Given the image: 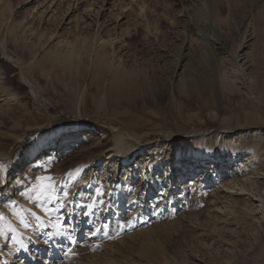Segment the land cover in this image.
<instances>
[{
	"label": "rangeland",
	"instance_id": "rangeland-1",
	"mask_svg": "<svg viewBox=\"0 0 264 264\" xmlns=\"http://www.w3.org/2000/svg\"><path fill=\"white\" fill-rule=\"evenodd\" d=\"M229 4L0 0V264H264V21Z\"/></svg>",
	"mask_w": 264,
	"mask_h": 264
},
{
	"label": "bare ground",
	"instance_id": "bare-ground-1",
	"mask_svg": "<svg viewBox=\"0 0 264 264\" xmlns=\"http://www.w3.org/2000/svg\"><path fill=\"white\" fill-rule=\"evenodd\" d=\"M231 5H233L234 6V8L236 7H239V11L240 12H242L244 15H243V17L244 18H246L247 16L248 17H253V21H255V24L257 23L258 24V22H259V20H262V21H264V12H262L261 11V9H260V17L258 18V17H256V15L255 14H253L252 13V11L255 9V8H257V6H258V0H231ZM230 4H229V7L231 6ZM233 8V7H232ZM217 8H215V7H212V10H213V12L211 11V13H212V16L211 17H214L215 18V15H216V17H217V14L219 13V11H218V13L216 12L217 10H216ZM208 13H209V11H208ZM210 14V13H209ZM220 14V13H219ZM214 15V16H213ZM210 17V16H209ZM219 18V17H218ZM214 19L213 20V22H214V24H215V22L217 21L218 23L220 22L221 24H223L224 23V25H226V23L228 22L227 20L228 19H226V18H220V19ZM216 20V21H215ZM212 22V23H213ZM214 24H212V25H214ZM216 25H217V23H216ZM219 25V24H218ZM223 26V25H222ZM220 27V26H219ZM213 31H214V29H213ZM262 32V31H261ZM234 33H236V31H234ZM221 37V36H220ZM234 37L235 36H231V38L230 39H234ZM230 39H227V38H218V40L216 39V41H215V44H216V48H217V52L218 53H224L225 51H226V46L228 45V42H229V40ZM99 45H104L105 44V40H100L99 41V43H98ZM1 50H2V52H3V56L4 57H6V59H10L11 60V58H10V56L5 52V50H4V47L3 46H1ZM205 50V49H204ZM231 50L233 51V53L235 52L232 48H231ZM1 52V53H2ZM226 53V52H225ZM232 53V54H233ZM235 57V56H234ZM20 72L22 73V75H23V73H24V70L21 68V70H20ZM132 72V71H131ZM131 72H124V73H121V77H120V80H118V81H115V85H116V87L119 85V87H120V89L121 90H123L125 93L126 92H129L130 93V89H128V86H134L135 84H136V80L133 78V72H132V74H130ZM136 76H138V73H137V75ZM26 77L24 76L23 77V80L25 81V82H28V80H26L25 79ZM207 78H209V79H206V80H204L205 82H203V84H205V85H209V87H211V80H210V78H212V75L211 74H207ZM143 82H145V81H143ZM140 83V82H139ZM141 84H142V82H141ZM30 90H35V88L33 87V85H31L30 84ZM37 90V89H36ZM133 91V90H132ZM127 143V142H126ZM122 146H123V144L120 146V148H122ZM98 148H100L99 146H98ZM137 148H139V149H142L141 148V146L140 147H137ZM135 149V151H137L138 149ZM166 147H165V143L164 144H161V145H157V146H154L153 145V147H149L148 148V146H146V147H144L143 149H147V153L146 154H148V152H151V151H156L157 150V152L158 151H160V150H164ZM96 150V149H95ZM133 154H135V153H133ZM145 154V155H146ZM134 155H131V156H129L128 155V158L127 159H125V160H130V159H132V157H133ZM190 160L188 161V164H187V166H192V162H195V161H199L200 160V158H199V156L197 157L195 154H191L190 155V158H189ZM133 161V160H132ZM131 161V162H132ZM142 161H144L143 162V164L145 165V164H147V163H149V161L147 160V157H143V160ZM142 161H141V163H142ZM194 164V163H193ZM195 171H198V170H195ZM195 171H194V169H189L188 171H187V175H190L191 173H195ZM192 175V174H191ZM195 175V174H194ZM193 178H191V180H192ZM252 181V180H251ZM255 182V181H254ZM191 183H193V182H191ZM252 184H253V182H251ZM116 185V184H115ZM115 192L113 193V196H112V199L113 200H115V201H117V202H120L121 203V201L123 200V198L121 197L122 196V194H120V192L122 191V187H120V186H115ZM124 195V194H123ZM126 195V194H125ZM111 203V202H110ZM233 203V202H232ZM232 207V206H231ZM91 209V204L88 206V208L86 209V210H90ZM232 210H233V207H232ZM87 211V212H88ZM244 212V211H243ZM230 213H232V211H230ZM249 215V214H248ZM242 216V215H241ZM243 218H244V216H242ZM89 218V217H88ZM84 223H86V222H84ZM90 224V221L88 222V225ZM87 225V227H89ZM90 234H91V232H89ZM88 233V234H89ZM92 233H93V231H92ZM258 233V232H257ZM18 236V235H17ZM258 236H259V233H258V235H255V237H257V239H260L261 240V238H258ZM17 238H19V237H17ZM21 239H18V243L23 247V249H24V251L25 252H27V250H26V248H25V246L23 245V243H22V241H20ZM259 240V241H260ZM115 247V246H114ZM121 247H122V249L124 248L123 246H117V248L118 249H116V248H113V252H115V253H120V254H122V252H123V250L121 251ZM143 248H144V252H145V257H146V260L147 259H149V256H150V260H152L151 262H154V263H152V264H156L155 262H156V260H155V257H157L156 255L154 256V258H153V256H152V258H151V255L153 254V253H157V249L156 248H154V247H151V246H149V245H147V244H145V243H143ZM149 255V256H148ZM154 255V254H153ZM218 256H214L213 258H211L212 260H210V263L211 264H217L218 263V261H214V260H218L219 258H217ZM148 262V261H147ZM31 264H38L35 260H34V258H33V260H32V262H31ZM43 264H49L48 262H46V261H43Z\"/></svg>",
	"mask_w": 264,
	"mask_h": 264
},
{
	"label": "snow or ice",
	"instance_id": "snow-or-ice-1",
	"mask_svg": "<svg viewBox=\"0 0 264 264\" xmlns=\"http://www.w3.org/2000/svg\"><path fill=\"white\" fill-rule=\"evenodd\" d=\"M37 180H41V181H47L48 183L43 185L41 187V191L40 194L41 195H47L50 196L51 195V191L54 188V178L51 176H45V177H37ZM67 193H65V196L67 197Z\"/></svg>",
	"mask_w": 264,
	"mask_h": 264
}]
</instances>
